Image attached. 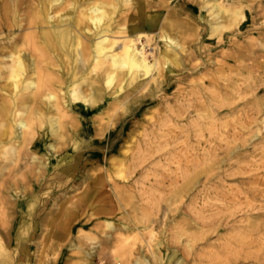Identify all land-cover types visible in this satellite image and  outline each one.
<instances>
[{
	"label": "rangeland",
	"instance_id": "obj_1",
	"mask_svg": "<svg viewBox=\"0 0 264 264\" xmlns=\"http://www.w3.org/2000/svg\"><path fill=\"white\" fill-rule=\"evenodd\" d=\"M187 1L193 0H167L186 16L206 13L203 0L196 10ZM222 1L243 3L246 18L222 36L200 21L181 66L117 93L107 89L83 122L69 83L55 78L75 116L62 140L70 145L65 163L58 165L55 151L48 167L35 159L46 156L39 143H21L16 156L9 154L14 140L3 134L0 112V242L14 253L11 264H81L83 251L74 243L94 248L91 264H137L141 256L150 264H264V0ZM154 46L146 49L152 62L159 56ZM4 86L1 80L0 104L10 100ZM140 98L123 129L113 121L106 128ZM38 101L57 116L45 97ZM49 127L36 129L61 145ZM21 225L26 235L18 241Z\"/></svg>",
	"mask_w": 264,
	"mask_h": 264
},
{
	"label": "bare ground",
	"instance_id": "obj_2",
	"mask_svg": "<svg viewBox=\"0 0 264 264\" xmlns=\"http://www.w3.org/2000/svg\"><path fill=\"white\" fill-rule=\"evenodd\" d=\"M154 2L155 0H0V81H5L2 89L10 97L6 104H0V112L5 114V120L1 123V127H5L3 134L10 135L11 140H14L9 147V154L16 156L21 143H39L38 148L46 156L43 159L36 156L35 159H41L48 167L55 160V151L58 165L65 163L69 160L70 145L62 140L69 136L67 131L71 124L68 118H75L68 109L69 99L80 103L73 107L78 108L77 117L82 121V118H87L88 112L100 107L107 89H115L114 93H117L132 86L142 76L151 75L154 71L163 76L166 66L171 71L181 66L183 53L189 51L199 37L200 21L205 20L210 24L212 34L222 36L227 29L246 18L243 3L234 7L222 0H203L200 5L206 13L202 12L197 17L184 15L186 9H169L170 3L167 0ZM186 4L196 10L199 2L193 0ZM154 6L158 10H154ZM122 9H128L129 12L119 21L117 18ZM18 30H21L19 34L10 36ZM161 42L165 44V49ZM147 44H156L154 47L159 56L154 55L155 62L150 60ZM53 66L58 68L52 69ZM57 76L61 84L69 83V99L66 92L64 97L57 94L54 86ZM85 87L91 89V92L87 93ZM61 91L64 92V87ZM43 97L49 102L50 111L52 108L56 109L57 116H50L48 111L41 109L38 99ZM142 100L143 98L138 99L134 106H124L123 112L111 118L106 128L111 127L113 121L116 129H123L124 118ZM46 124H50V132L62 141L61 145L52 143L49 135L46 137L44 133H41V138L36 128L44 129ZM88 130L90 132L92 126L89 125ZM113 137L115 136L112 135L111 138ZM111 140L113 139L110 142ZM2 143L0 141V150ZM35 203L36 199L28 208L32 212ZM99 213L107 212L101 210ZM134 225L135 228H140L138 224ZM107 226L113 228L114 223L108 220ZM23 227L25 226L21 225L16 232L18 241L26 235ZM63 236L65 235H61ZM72 246L83 251L84 261L81 264L92 263L96 252L94 248L83 249L78 243ZM128 247L132 250L134 244ZM13 257L14 253L7 252L0 242V264H11ZM137 264L150 262L141 256Z\"/></svg>",
	"mask_w": 264,
	"mask_h": 264
}]
</instances>
